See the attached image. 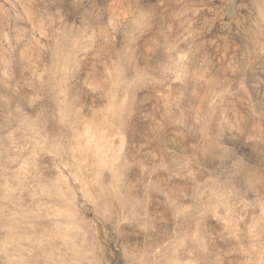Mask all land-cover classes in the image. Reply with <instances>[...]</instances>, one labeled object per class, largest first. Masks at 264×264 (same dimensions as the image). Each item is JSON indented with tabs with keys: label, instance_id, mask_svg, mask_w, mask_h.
I'll return each instance as SVG.
<instances>
[{
	"label": "rangeland",
	"instance_id": "rangeland-1",
	"mask_svg": "<svg viewBox=\"0 0 264 264\" xmlns=\"http://www.w3.org/2000/svg\"><path fill=\"white\" fill-rule=\"evenodd\" d=\"M0 264H264V0H0Z\"/></svg>",
	"mask_w": 264,
	"mask_h": 264
}]
</instances>
